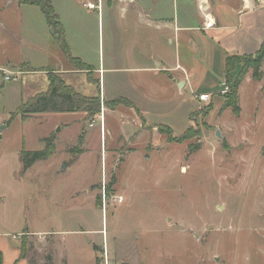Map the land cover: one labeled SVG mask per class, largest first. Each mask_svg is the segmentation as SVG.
Returning a JSON list of instances; mask_svg holds the SVG:
<instances>
[{
  "label": "rangeland",
  "instance_id": "obj_1",
  "mask_svg": "<svg viewBox=\"0 0 264 264\" xmlns=\"http://www.w3.org/2000/svg\"><path fill=\"white\" fill-rule=\"evenodd\" d=\"M56 4L71 56L98 69L103 57L107 62V20L102 23L97 11L75 1ZM34 11L39 13L24 14L23 19L46 41V18L39 9ZM9 13L7 21L12 27L19 14ZM10 41V59L27 56L33 58L36 68L60 67L59 53L47 43L44 52L32 53L18 38L15 43ZM213 57L211 50L200 53L196 82L205 76L198 91L172 99L176 111L169 113L171 116L166 111V117L155 120L165 124L171 136L186 134L189 138L169 142L167 128L158 126L155 143L147 138L142 147L148 151L139 159H127L122 167L118 164L125 162L126 155L122 158L119 153L132 147L123 139L115 143L109 125L102 142L99 123L88 126L101 117L102 111L98 115L71 112L24 116L22 109L47 91L46 80L53 74L41 69L35 83L34 78L25 76L32 72L26 63L5 73L3 77L12 80L0 89V251L7 262L10 248L17 247L20 252L24 245L28 261L50 264L60 254L54 243L65 238L76 260L89 263V241L101 247L109 234L117 255L110 264H138L137 257L139 264H264V68L260 81L251 78L249 72L242 82L241 114L236 117L230 110L220 114L229 84L222 59ZM240 57H232L231 67L236 69L232 77L243 67ZM85 68L78 66L83 72ZM54 77L65 80L58 73ZM23 83L27 85L22 94L19 86ZM207 92L212 95L207 105L195 99ZM119 105L129 108L117 101L108 103L107 109ZM209 105L212 109L208 115ZM84 130L87 136L83 144ZM45 138L55 139V154L23 173L22 152L42 151ZM190 145H198L199 150L189 154ZM86 149L89 152L72 166V160ZM144 160L151 163L143 171L138 165ZM159 162H164L163 166ZM113 178L118 183L116 192L123 198L121 203L114 196L117 184L108 187ZM91 182L97 184L92 190L101 196L100 208L94 198L81 193ZM79 188L78 202L72 205L69 192Z\"/></svg>",
  "mask_w": 264,
  "mask_h": 264
},
{
  "label": "crops",
  "instance_id": "obj_2",
  "mask_svg": "<svg viewBox=\"0 0 264 264\" xmlns=\"http://www.w3.org/2000/svg\"><path fill=\"white\" fill-rule=\"evenodd\" d=\"M20 1L0 0V72L3 73L0 74V89L4 88L5 84L12 82V80L6 81V77H3L4 74L15 71V68L26 63L32 72H29V76H25L34 78L35 83L41 75L38 71L48 70L49 74L58 73L65 77L63 80L65 85L81 96L85 98L98 97L102 102L101 117L98 116L88 126L90 128L99 123L102 142L104 132L105 136L108 135L107 125H109L111 139L115 143L123 139L132 147L126 153H119L121 157L126 155V157H122L125 162L118 164L121 167L124 166L127 159L131 160L133 157L139 159L144 151H148L142 149L147 138L152 140L153 144L155 143V129L158 126L166 127L165 124H160L155 120L166 117V111L168 115L176 111L175 105L171 106L175 101L172 99L181 95L185 97L187 93L192 94L198 91L205 76H201L196 82L197 69L195 68L198 67L197 57L200 53L211 50L214 54L213 58L216 59L218 56L220 61L222 59L225 68V62L229 56H251L264 42V0H71L76 4H82L81 6L88 10L97 11L98 18L102 20V23L107 20L106 25L109 30L107 62L102 54L103 62L101 61L98 69L83 63L80 57H74L79 59L84 66H88L83 72L66 58L59 43L53 38L47 21L45 23L46 32L44 29V32L47 33L45 41L40 36L41 34H38L29 25L30 23L23 19L24 14H38L39 12L34 10L41 11L40 8L25 3L21 4ZM58 1L60 0H51V5L62 25L56 4ZM68 6L70 5L68 4ZM15 11L19 14V19L11 27L7 18L9 12L16 13ZM208 23L211 25L208 26ZM17 38L32 53L44 52L46 43L48 47H53L52 50L59 53L57 58H59L60 67L58 69L36 68L31 62L33 58L30 59L27 56L20 57L19 60L10 59L8 57L10 40L13 39L15 43ZM66 38L67 34H65V43H67ZM20 48L24 52V47L19 46L18 50ZM185 54H189L190 57ZM27 83L29 85V81ZM27 83L19 86L21 93ZM46 83L47 91L36 95L28 104L40 95L48 93L50 89L49 77ZM117 101L127 103L129 108L119 105L113 110L107 109L108 103ZM75 113L86 115L83 112ZM66 126L68 127V125ZM81 133H83L82 143L84 144L87 136L86 130ZM88 152V149L84 150L76 160H72L71 165L78 164L79 159ZM142 162L144 163L138 166L144 171L151 162L146 160ZM160 164L163 166L164 162H159L158 165L160 166ZM116 184L114 196L119 198L120 195L115 189L118 183ZM95 185L97 184L89 183L86 190L81 193L89 195V199L96 200L97 195L92 190ZM80 190L81 188L69 192V200L72 205L78 202ZM62 232L66 234V231ZM76 233L78 235L86 234L85 231H76ZM104 238H106L105 241ZM104 238L101 247L96 246L92 240L89 241L87 248L91 249L92 254L89 263L77 261L68 247L69 241L61 238L54 243L59 248L60 254H57L59 257H53L50 264H101L105 258V255L102 254L104 250L110 264V260L116 258L117 255L114 253L110 235L106 234ZM116 238L120 239L118 233H116ZM94 247H97L98 253H101L100 256L96 254ZM14 248L16 249L10 248L11 251L8 252L11 256L8 262L6 256H3L2 264H33L31 260L28 261L27 258L20 256L17 247ZM119 259L123 261L121 257ZM97 260L100 263H97ZM139 262L140 258L137 257V263L139 264Z\"/></svg>",
  "mask_w": 264,
  "mask_h": 264
},
{
  "label": "trees",
  "instance_id": "obj_3",
  "mask_svg": "<svg viewBox=\"0 0 264 264\" xmlns=\"http://www.w3.org/2000/svg\"><path fill=\"white\" fill-rule=\"evenodd\" d=\"M23 3L29 4L32 6L39 7L42 13H44L46 17V21L48 24V28H50V32L59 43L61 49L65 53L68 60L78 67L81 65L82 67L88 68V66H84L83 63L70 55V50L65 43V30L64 27L59 22V17L54 12L51 0H24ZM236 58L235 56H229L225 62V73H226V82L229 84L228 91L223 95L225 99L224 104L222 105L219 113L221 114L225 110H230L231 113L238 117L241 113V107L239 104V89L245 77L251 72V78L255 81H260L262 79L263 73L262 70L264 68V42L260 46V48L256 51L255 54L251 56H241L240 63L243 67L239 70L237 76L232 77L231 74L236 73L235 67H231V60ZM53 75H49V91L47 94H42L38 98H36L32 103L26 105L21 113L25 115L29 114H41V113H71V112H83L88 115H98L100 114L102 102H100L98 97H83L80 94L76 93L72 88H68L64 85L63 80H58ZM212 109V105H209L206 110V114H208ZM209 115V114H208ZM167 133L170 135L171 130L167 128ZM189 137L184 134L181 137L175 138L173 136H169V142L181 143L187 140ZM45 147L42 151H23L20 157V162L23 165L22 172L26 173L31 167H33L36 163L49 160L55 154V139L54 138H45L44 140ZM189 154H193L194 152L199 150L198 145H190ZM264 157V152H263ZM115 178L111 181L108 187L114 186L116 183ZM107 187V191L109 188ZM96 206L100 208L101 206V196H96ZM94 251H98L97 247H94ZM20 256L24 258V245H22V249L20 251ZM100 263L97 260V263ZM3 263V256L0 252V264Z\"/></svg>",
  "mask_w": 264,
  "mask_h": 264
},
{
  "label": "built area",
  "instance_id": "obj_4",
  "mask_svg": "<svg viewBox=\"0 0 264 264\" xmlns=\"http://www.w3.org/2000/svg\"><path fill=\"white\" fill-rule=\"evenodd\" d=\"M93 7V6H92ZM211 24L208 23V26H210ZM6 81H10V77H6L5 78ZM228 91V87H225V92ZM212 98V95L211 94H203V95H198L196 96L195 99H197L201 104H205L207 105V103L211 102V99ZM105 185V184H104ZM105 187V186H104ZM106 197V194L104 196V198ZM123 201V198L119 196V198L117 199V202L118 203H121ZM104 204H106V202L104 201ZM104 207V206H103ZM104 209V208H103ZM104 253H105V250H104ZM107 254L105 253V258L103 260V262L101 264H109V261H108V258L106 256Z\"/></svg>",
  "mask_w": 264,
  "mask_h": 264
},
{
  "label": "water",
  "instance_id": "obj_5",
  "mask_svg": "<svg viewBox=\"0 0 264 264\" xmlns=\"http://www.w3.org/2000/svg\"><path fill=\"white\" fill-rule=\"evenodd\" d=\"M216 136H217L218 138L220 137L219 132L216 133Z\"/></svg>",
  "mask_w": 264,
  "mask_h": 264
}]
</instances>
